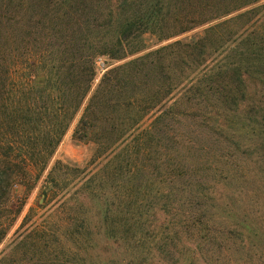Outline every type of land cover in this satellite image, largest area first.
I'll return each mask as SVG.
<instances>
[{"label":"trees","instance_id":"obj_1","mask_svg":"<svg viewBox=\"0 0 264 264\" xmlns=\"http://www.w3.org/2000/svg\"><path fill=\"white\" fill-rule=\"evenodd\" d=\"M79 113L0 264H264V0H0V245Z\"/></svg>","mask_w":264,"mask_h":264},{"label":"rangeland","instance_id":"obj_2","mask_svg":"<svg viewBox=\"0 0 264 264\" xmlns=\"http://www.w3.org/2000/svg\"><path fill=\"white\" fill-rule=\"evenodd\" d=\"M201 31H202V29L199 28L193 32H189V33L185 34L184 36H186V35L195 36V33L201 32ZM149 41H150L149 42L150 48L148 50L154 49V48L158 47L159 45H162V44H165L168 42V41H165V42H162L160 44H154L153 39H150ZM142 53H144V52H141V54ZM134 56H136V55L129 56L124 60L115 61L111 66H106L104 61L101 60L98 63V66L100 68L98 69L99 72L97 74V77H96L94 83H97L99 81V79L101 78L103 73L108 68L115 66V65H118L120 63H123L127 60H130ZM80 116H81V113H79L76 116V118L74 119V121L72 122L69 130L67 131L66 135L64 136L60 146L58 147V149H57L51 163L49 164L47 170L45 171L43 177L34 186V188H32L31 190H28L26 186H22V185H20L16 188L17 194L24 198L25 205L23 207V211H22L21 215L19 216V218L15 222L14 226L12 227L11 231L9 232L8 239L0 245V252L10 242L11 236L13 235L14 231L19 227V225L22 223L24 216L29 211V208L36 203L37 199L40 196V191H41V187L43 184V180H44L46 174L48 173V170L50 169V167L56 161L60 160L62 162L69 163V164L79 166V167H85L89 164L91 157H92V154H93V151H94V148H95L94 143L91 141H77L73 137L74 129H75L77 123L79 122Z\"/></svg>","mask_w":264,"mask_h":264}]
</instances>
